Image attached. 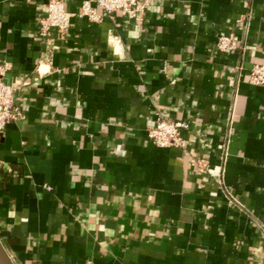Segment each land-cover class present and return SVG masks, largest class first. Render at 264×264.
Listing matches in <instances>:
<instances>
[{"label": "crops", "instance_id": "crops-1", "mask_svg": "<svg viewBox=\"0 0 264 264\" xmlns=\"http://www.w3.org/2000/svg\"><path fill=\"white\" fill-rule=\"evenodd\" d=\"M46 2L0 0L22 111L0 133L12 263L264 264V86L246 77L264 0H150L141 21L74 15L48 42ZM230 31L240 46L216 50ZM157 116L187 122L181 148L151 143Z\"/></svg>", "mask_w": 264, "mask_h": 264}, {"label": "built area", "instance_id": "built-area-1", "mask_svg": "<svg viewBox=\"0 0 264 264\" xmlns=\"http://www.w3.org/2000/svg\"><path fill=\"white\" fill-rule=\"evenodd\" d=\"M150 5V0H83L77 12L65 8L62 0H47L44 14L39 18V35L48 42L51 30L65 35L69 29L70 18L74 15L91 22H100L104 16L113 17L116 13L136 21H141ZM238 33L230 31L216 36L215 49L220 52H231L240 46ZM239 68V66H238ZM9 62L0 61V133L7 124L20 116L22 111L15 102V93L19 86L7 78ZM247 81L253 85L264 86V63L252 64L246 72ZM188 124L184 120H174L157 116L154 125L147 130L151 143L160 148H181L184 144L182 130ZM203 166V160L198 162Z\"/></svg>", "mask_w": 264, "mask_h": 264}, {"label": "water", "instance_id": "water-1", "mask_svg": "<svg viewBox=\"0 0 264 264\" xmlns=\"http://www.w3.org/2000/svg\"><path fill=\"white\" fill-rule=\"evenodd\" d=\"M3 235L2 232H0V237ZM0 264H13L10 257L8 256L6 250L4 249L1 241H0Z\"/></svg>", "mask_w": 264, "mask_h": 264}, {"label": "clouds", "instance_id": "clouds-1", "mask_svg": "<svg viewBox=\"0 0 264 264\" xmlns=\"http://www.w3.org/2000/svg\"><path fill=\"white\" fill-rule=\"evenodd\" d=\"M117 51H119V49H117Z\"/></svg>", "mask_w": 264, "mask_h": 264}]
</instances>
